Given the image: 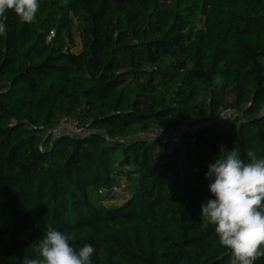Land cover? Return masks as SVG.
I'll return each instance as SVG.
<instances>
[{
	"label": "trees",
	"instance_id": "16d2710c",
	"mask_svg": "<svg viewBox=\"0 0 264 264\" xmlns=\"http://www.w3.org/2000/svg\"><path fill=\"white\" fill-rule=\"evenodd\" d=\"M39 4L0 36V264L39 258L49 226L93 264H231L201 204L219 155L264 158V0ZM64 116L87 131L49 134Z\"/></svg>",
	"mask_w": 264,
	"mask_h": 264
},
{
	"label": "clouds",
	"instance_id": "9594fccd",
	"mask_svg": "<svg viewBox=\"0 0 264 264\" xmlns=\"http://www.w3.org/2000/svg\"><path fill=\"white\" fill-rule=\"evenodd\" d=\"M39 9V0H0V36L7 34L9 11L30 24ZM246 157L238 149L228 150L205 174L214 198L201 204L200 219L214 226L219 244L230 251L231 264H255L264 257V158L254 150ZM71 240L69 233L49 226L38 244L39 258L25 257L23 264H93L94 246L76 248Z\"/></svg>",
	"mask_w": 264,
	"mask_h": 264
},
{
	"label": "built area",
	"instance_id": "2783aa9c",
	"mask_svg": "<svg viewBox=\"0 0 264 264\" xmlns=\"http://www.w3.org/2000/svg\"><path fill=\"white\" fill-rule=\"evenodd\" d=\"M49 40H51V36L48 37V41ZM223 118H224L223 114L219 116V120ZM199 126H201V124H197L194 127H189L186 125H179L169 131H164L162 128L155 126L149 135L151 137H159L163 141L168 142L169 147L172 148L173 144L177 142V139L179 138V136H181L186 131H194L198 129ZM86 131H87L86 126L80 124L79 120L68 117V116H64L60 119V121L56 124V126H54L49 131V134L51 133L54 136L62 134V133H67L70 135H78V134L85 133ZM123 188H125V183L120 182V184L114 186V191L117 193H121ZM99 192L101 193L102 189Z\"/></svg>",
	"mask_w": 264,
	"mask_h": 264
},
{
	"label": "rangeland",
	"instance_id": "374dc122",
	"mask_svg": "<svg viewBox=\"0 0 264 264\" xmlns=\"http://www.w3.org/2000/svg\"><path fill=\"white\" fill-rule=\"evenodd\" d=\"M75 26L73 28V34L72 37L74 39V47L72 48L73 51H79L82 48L83 42H82V33H81V25L79 20L75 19ZM53 34V35H52ZM55 31H51L49 36L54 37L55 36ZM48 36V37H49ZM48 37H47V41H48ZM70 44V43H69ZM123 198H119V201L117 200V202H122ZM115 201L109 202L110 204L114 203Z\"/></svg>",
	"mask_w": 264,
	"mask_h": 264
}]
</instances>
